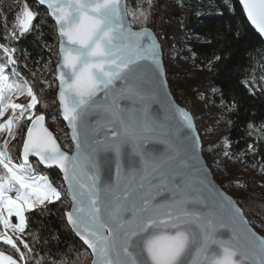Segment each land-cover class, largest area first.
<instances>
[{
	"label": "snow or ice",
	"instance_id": "obj_1",
	"mask_svg": "<svg viewBox=\"0 0 264 264\" xmlns=\"http://www.w3.org/2000/svg\"><path fill=\"white\" fill-rule=\"evenodd\" d=\"M239 2L264 35V0ZM34 3L46 6L55 22L58 106L71 129L75 153L60 149L44 125L45 115L38 114L33 85L18 71L12 41L40 27L34 24L38 12L29 0H15L14 23L9 25L5 15L0 24V40L7 41L0 43V118L11 110L0 123V225L11 229L15 239L4 231L0 242L19 259L0 251V264H28L17 240L33 253L35 264H45L25 239V213L46 210L62 193L48 176L36 172L30 157L63 172L72 203L64 215L91 250V264H264V237L247 229L241 211L215 193L206 178L200 183L208 196L183 191V158L196 143L193 119L162 102V111L150 110L161 75L157 42L147 27H132L135 22L147 25L153 0H136L132 8L127 0ZM25 94L27 105L13 102V96ZM248 148L256 151L253 144ZM108 160L115 179L102 181V164Z\"/></svg>",
	"mask_w": 264,
	"mask_h": 264
},
{
	"label": "trees",
	"instance_id": "obj_2",
	"mask_svg": "<svg viewBox=\"0 0 264 264\" xmlns=\"http://www.w3.org/2000/svg\"><path fill=\"white\" fill-rule=\"evenodd\" d=\"M14 2L0 0V24L5 15L9 25L14 23ZM127 3L132 8L136 0H127ZM29 4L38 12L34 24L39 25L40 30L21 37L18 42L12 41L18 71L33 85L39 101L38 114L44 113L58 139L72 148L56 98L54 68L58 61V39L55 23L44 7H38L34 0H29ZM153 5L147 25L138 22L132 25L151 27L164 53L178 51L189 62L191 70L202 71L195 84L190 87L179 83L170 85L171 92L175 100L194 115L203 148L216 146L222 139L229 154L238 159L239 167L246 171L243 188L235 199L249 222L264 235V190L256 179V174L264 167V40L248 22L239 0H153ZM129 18L132 21V17ZM0 43L7 41L0 40ZM197 89L211 90V105L219 107L221 113L220 122L211 134L203 132L199 110L190 94ZM249 144L255 147L254 153L249 151ZM16 154L17 150L12 149L13 157ZM31 164L62 191L61 200L46 204V210L27 213L28 229L24 235L36 258H43L45 264L53 259L57 264L61 261L63 264H90V252L75 236L64 215L70 202L60 173L56 169L45 170L35 161ZM1 246L2 251L19 259L10 246ZM32 255L28 252V264H35Z\"/></svg>",
	"mask_w": 264,
	"mask_h": 264
},
{
	"label": "rangeland",
	"instance_id": "obj_3",
	"mask_svg": "<svg viewBox=\"0 0 264 264\" xmlns=\"http://www.w3.org/2000/svg\"><path fill=\"white\" fill-rule=\"evenodd\" d=\"M173 9L178 10L177 7H174ZM142 27H148V26H141V27H135V28H142ZM181 35H184V34L182 33ZM163 58H164V64L166 68L169 85H175L179 83L183 86L190 87L191 85L195 84L196 81L199 79V77L203 74L201 70H198V71L191 70L189 62L183 57H181L178 51L173 52L172 50H170L168 53L163 52ZM211 93H212L211 90L206 92L203 89L202 90L197 89L196 92L195 91L190 92L191 97L195 101V105L197 109L199 110L201 126H203V132L205 134H211L213 129L220 122V117H221L220 116L221 113H219V107H214L213 105H211L212 104V94ZM13 102L27 105L30 102V98L26 94L23 96H13ZM10 115H11V110H9V112L6 113L3 118H0V123H3ZM49 125L55 132L54 127L51 122H49ZM198 130H199V127H198ZM199 133H200V130H199ZM60 142L66 150H71V148L66 147L62 141ZM226 145L227 144L224 143V141L221 139L218 141V144L216 146L209 145L206 148H204L203 154L210 168L212 169V172L214 174L216 181L229 194H231L235 198V196L238 197V195H240L239 192L243 188L244 182L242 181H244L246 171H244L243 168L239 167L240 164L238 163V159L233 158L229 154L228 147ZM37 173L40 175H44L39 172ZM256 177H257L256 179L260 181L259 186H261L264 190V167L262 168L261 171H259L256 174ZM49 180L53 184L54 187H57L50 178ZM222 183L225 184V186H223ZM62 187H63V184H62ZM57 188L60 190L59 187ZM244 192L245 190L243 191V193ZM9 194L12 195L13 197L15 196V192H11ZM27 213L28 212L25 213L26 216H28ZM12 221L13 223L16 222L15 217L12 218ZM4 231H7L8 234L13 236V238L15 239V235L12 233L11 229L5 230L3 229V226L0 225V232H4ZM17 243L19 247L21 248V251L25 252V254L27 255L28 250L25 249L23 247V244H21L18 240H17ZM0 244L2 245L3 243L1 242Z\"/></svg>",
	"mask_w": 264,
	"mask_h": 264
},
{
	"label": "water",
	"instance_id": "obj_4",
	"mask_svg": "<svg viewBox=\"0 0 264 264\" xmlns=\"http://www.w3.org/2000/svg\"><path fill=\"white\" fill-rule=\"evenodd\" d=\"M241 4V3H240ZM242 6V5H241ZM46 9V6H42ZM243 8V6H242ZM47 10V9H46ZM245 13V12H244ZM245 16L247 18V14L245 13ZM53 19V18H52ZM129 21L130 18L128 17ZM248 20V18H247ZM54 21V19H53ZM248 22L250 23V25L253 27V29L262 37V39L264 40V35L260 34V32L258 31V29L251 23L250 20H248ZM55 23V22H54ZM133 27V26H132ZM154 35V37L156 38V42H157V51L159 54V59H160V78L159 81L157 82L156 85V89L158 91V95L152 96L151 100L149 101V107L150 110L155 112L157 109H161V102L165 105H174L176 108H178L181 111H185L187 112L193 119V123H194V130H193V136L196 137V143L194 145V151L190 150L189 153L187 155L184 156V161L187 164V167L181 166V172L183 174L184 180H185V185L183 188V191H187V192H192L196 195H202V196H208L209 195V191L208 189L205 187V185H202L200 183V180L203 178H206V184L208 186H210L211 189H214L215 193H218L221 197H225L227 200L231 201L232 205H234L236 208H238L241 213H242V219L244 221V225L247 227V229L252 232L255 233L257 236L260 237H264V235L262 233H260L248 220V218L246 217L242 207L238 204V202L236 201V199L229 194L215 179L214 174L212 172V169L210 168L204 154H203V143H202V139H201V135L199 133V130L197 128V124L195 121V117L194 115L191 113L190 110H188L187 108L183 107L182 105H180L174 98L171 89H170V85H169V81L167 78V73H166V68H165V64H164V58H163V51H162V46L161 43L156 35V33L154 32V30L150 27H147ZM133 30H140V28H135L133 27ZM146 43H148L147 39L145 41ZM59 59V56H58ZM56 80V79H55ZM57 82V90H56V98L57 101L59 103V99H58V94H59V87H58V81ZM146 88L151 91L153 89V85L151 83L146 84ZM102 97V93L100 94ZM124 102H121V106H123ZM60 111V115H61V119L62 118V112ZM162 111V109H161ZM44 114V113H42ZM45 115V114H44ZM177 119H179V116H177ZM67 129H68V134H69V140L71 142L72 148L71 150H66L60 140L58 139L56 133L53 131V129L50 127L49 125V121L47 119V116L45 115V122L44 125L45 127L53 134L54 138L56 139V143L60 146V149L66 153H68L69 155H73L75 153V146H74V142L71 140V129L68 127L67 121H64ZM148 147H152V145H147ZM38 158L36 157H30V163H32V161H37ZM43 169L45 170H52V169H56L60 175L61 178L63 180V184L67 193V184L64 181V177H63V172L58 168V167H45L44 165H40ZM102 169H103V175H102V181H107L109 179V177H111L113 180L115 179V169H114V164L111 160H108L107 162H104L102 164ZM69 202H70V207L69 210H71L72 208V203H71V197L67 194ZM67 220V219H66ZM68 223V222H67ZM69 227L71 228V230L73 231V233L75 234V236L79 239V241L84 245L83 241L80 239V237L76 234L75 230L72 228V226L68 223ZM86 247V249L90 252L91 254V250L87 248L86 245H84ZM92 257V255H91ZM93 259V257H92ZM92 261V260H91ZM91 264V262H90Z\"/></svg>",
	"mask_w": 264,
	"mask_h": 264
},
{
	"label": "flooded vegetation",
	"instance_id": "obj_5",
	"mask_svg": "<svg viewBox=\"0 0 264 264\" xmlns=\"http://www.w3.org/2000/svg\"><path fill=\"white\" fill-rule=\"evenodd\" d=\"M0 243H1V242H0ZM1 247H2V246H1V244H0V251H2V250H1ZM2 252H4L6 255H11V254H9V253H7V252H5V251H2ZM12 256H13V255H12ZM13 257H14V256H13ZM14 258H15V257H14Z\"/></svg>",
	"mask_w": 264,
	"mask_h": 264
},
{
	"label": "bare ground",
	"instance_id": "obj_6",
	"mask_svg": "<svg viewBox=\"0 0 264 264\" xmlns=\"http://www.w3.org/2000/svg\"><path fill=\"white\" fill-rule=\"evenodd\" d=\"M162 51H163V47H162ZM164 52V51H163ZM57 83V82H56Z\"/></svg>",
	"mask_w": 264,
	"mask_h": 264
}]
</instances>
